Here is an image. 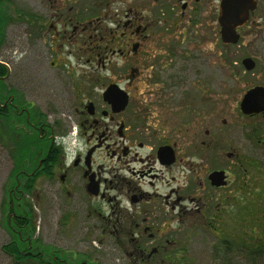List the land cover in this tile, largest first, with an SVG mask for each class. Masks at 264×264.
<instances>
[{"label":"flooded vegetation","instance_id":"flooded-vegetation-1","mask_svg":"<svg viewBox=\"0 0 264 264\" xmlns=\"http://www.w3.org/2000/svg\"><path fill=\"white\" fill-rule=\"evenodd\" d=\"M152 1L151 14L116 10L110 31L98 26L102 20L94 21L96 27L92 20L75 25L64 14L56 15L63 25H72V32L37 30L58 53L69 45L87 46L92 54L83 62L91 65V75L83 72L88 78L80 77L68 70L67 97L56 99L61 103L57 113L66 117L62 131L44 120L50 111L31 103L38 121L30 124L40 142L32 171L24 167L17 173L16 191L39 198L55 191L41 188L53 182L58 184L56 193L84 197L91 215H97V239L111 242L126 264H187L182 243L190 240L197 251L192 264L203 256L201 244L221 264H241L247 257L259 264L264 239V0ZM222 3L229 5V17L239 14L242 21L235 42L222 37ZM92 27L94 32L85 35ZM215 51L223 76L216 94ZM114 58L123 66L112 77L119 67ZM51 61L58 66L57 60ZM186 81L190 86L198 83L212 116L217 108L230 117L222 120L223 126H240L250 153L226 150L221 127L216 132L223 137H215V121L185 129L153 127L145 121L152 114L171 113L141 109L142 95L145 102L159 100L163 108L169 107ZM140 82L144 91L134 86ZM112 86L126 94L124 109L107 100ZM253 90L254 103L244 110L243 101ZM231 99L236 104L230 109ZM27 110L22 112L29 119ZM248 234L259 242L249 243ZM188 236L193 239L187 241Z\"/></svg>","mask_w":264,"mask_h":264},{"label":"rangeland","instance_id":"rangeland-1","mask_svg":"<svg viewBox=\"0 0 264 264\" xmlns=\"http://www.w3.org/2000/svg\"><path fill=\"white\" fill-rule=\"evenodd\" d=\"M59 2L62 4H59ZM153 3L152 0H2V5L5 8L2 9L3 12L0 14L1 21H4L0 23V63L7 66L8 75L0 79V264H16L2 249L5 244L11 241V236L4 226V200L7 198L8 201H12L11 192L19 184L16 180L18 172L13 176L14 169L17 167L18 157L17 147L15 148L14 146L19 145L14 141L12 142L13 137H11L10 130H8L9 124H12V122L15 125L17 124V117H14L13 114L16 112L18 117H23L24 115L26 117L22 118V124L21 122L18 124L21 126L16 125L17 130L22 129L28 133L32 134L35 132L34 134H36L37 132L32 129L33 127L30 124V122L34 124L38 121L31 113V110L35 109L31 107V103L36 102L42 112L43 110L45 112L46 110L50 111L49 114L51 115L44 120L56 126V132L57 130L62 131L65 126L64 120L66 117L57 112L61 109V103L58 102L67 97V90L69 84H71L67 76L68 70L74 74L79 73L80 77L84 75L85 78H88L83 72L91 75V65H85L83 62H86L85 58L92 54L88 50H85L87 46L79 45L71 47L69 45L62 52L58 53V49L55 50V48L50 46L51 43L48 42L49 37H40L37 30L53 29L72 32V28L70 27L72 25H63V21H60L58 15H56L64 14L65 17L71 18L75 25H78L77 23L81 25L87 24L88 21L92 20L94 22L96 19L97 21L102 20V23L98 22V26L103 31H110L115 28L112 16L116 10L123 11L133 8L139 13L147 15L153 12ZM53 7H57V9ZM24 14L32 15L33 21L29 23L27 18L23 17ZM94 25L96 27V23ZM93 32L92 27V30L85 35L88 36ZM80 47L84 49L80 50ZM212 54L213 61H215L212 62L213 66H216L214 70V93L216 94L217 87H219L217 84L221 82L223 76L222 71L217 69L220 60L215 57L216 51ZM51 60H57L58 66L53 67ZM113 61L119 67L114 71L112 77L117 76L115 72L121 74L122 71H119L122 68L121 60L114 58ZM66 64H69L70 69L66 67L68 66ZM184 65L183 71L187 69V65ZM203 70L208 72L206 66ZM107 73V77H111L108 71ZM140 77L142 78V76ZM187 82L181 85V95L169 101V107L163 108V104L158 102L159 100L149 101L150 99H148L145 102L142 95V101H140L141 109L144 108L148 111L168 110L167 114L171 113L164 116H154L152 114L146 116L145 121L153 127H162L161 125H163V127L177 126L183 129L194 128L197 125L207 127V125L215 121L216 128L214 127V131H218L217 127H221V132L225 134V140L222 139V141L225 143L224 147L226 150L238 151L244 154L250 153L249 149H245L247 147L245 145L247 144L243 140L240 126L235 122L223 126L222 120L230 117L223 114L222 111L217 113V108L212 116L209 113L210 108L207 101L201 100L203 93L200 91V87H197L198 83L195 86H190L187 85ZM134 86H139L143 91L145 89V85L142 82ZM233 86L235 85L232 81L231 87ZM138 95L141 94L138 93ZM72 97H74L73 94ZM217 103L218 101L214 98V107ZM229 104L231 109L236 102L231 99ZM21 106L30 112L29 119L27 113H21ZM6 109L12 112L9 115L12 118L11 121L4 117L8 115L4 112ZM1 115L3 116L1 117ZM24 121H26L25 124H23ZM218 132L215 133V137L222 138L223 136ZM55 134L60 135L62 133L58 132ZM70 147L71 149L74 147L73 141H71ZM186 147L184 145V148ZM28 165L31 166L32 162ZM31 167L26 166L25 168L31 172ZM21 168L24 169V166L22 165ZM261 177L264 182V176ZM23 180L24 178L21 182ZM57 185V183L53 182L45 183V187L41 188L54 189L55 191L44 192L39 198H36L34 195L32 196L30 193L21 195L32 208L30 209L32 210L34 225L36 227L33 239H38L39 243H41L36 246L38 252L45 259L49 258L54 261L55 257L62 264H95V262L97 264H126L124 257L121 256L118 250H115L111 242L100 243L99 239H97V230L94 226L97 215L94 212L91 215V209L87 207L89 206V201L86 202V199L82 196L69 198L62 191V193H56L58 189ZM263 232L261 233L263 234ZM248 235L247 239L249 243L253 244L254 241L259 242L254 238V234ZM183 236L185 238L186 235ZM189 239H193L192 236H188L187 241ZM190 241L188 244L184 241L182 243V246L187 248L183 252V256H187L188 258L187 264H192L191 258L197 253L194 250V244H192L194 241ZM262 242L263 250L261 251L263 255L259 264H264V239ZM198 248L200 253L202 251L200 255H203L201 260L198 261L199 264H221L210 258V251L207 245L201 244ZM198 263L196 259L195 264ZM241 264L252 263L247 257L245 262Z\"/></svg>","mask_w":264,"mask_h":264},{"label":"trees","instance_id":"trees-1","mask_svg":"<svg viewBox=\"0 0 264 264\" xmlns=\"http://www.w3.org/2000/svg\"><path fill=\"white\" fill-rule=\"evenodd\" d=\"M5 7L2 5V0H0V14L3 12L2 9ZM27 21L31 23L33 21V16L29 14H24ZM4 22L1 21L0 23ZM8 75V68L3 63H0V79L2 77H6ZM5 98V95H4ZM3 98V99H4ZM21 106V112L23 111ZM5 115L4 117L11 121L12 118L9 115L12 113L11 110H4ZM11 112V113H10ZM24 113V112H23ZM14 117H17V126L25 117H18L17 113L13 114ZM3 115H1L2 117ZM23 118V119H22ZM26 118V117H25ZM45 119V118H44ZM26 121L23 122L25 124ZM13 122L12 124L8 125V130H10V134L12 138V142L18 143L19 146H14L16 148L17 153V170L14 169L13 176H15L16 172L22 169V165L24 167L29 166L28 164H33L35 160L34 151L35 145L40 142L38 139V134L28 133L22 129L17 130L16 126ZM13 126V127H12ZM12 127V128H11ZM14 145V144H13ZM19 147V148H18ZM26 160V161H25ZM28 163V164H26ZM31 167V166H30ZM12 201H8L7 198L4 200V212H5V228L7 232L11 236V241L5 244L2 249L3 251L12 258V260L18 264H62L59 263L58 259L54 257L53 259H45L44 256L38 252L36 246L41 244L39 243L38 239H33L35 234V225H34V218L32 216V208L31 205L25 201L24 197L18 194L16 189L12 190ZM17 204V205H16ZM21 207V208H20ZM31 208V209H30ZM49 252V250H48ZM46 255V253H44ZM55 256V255H54Z\"/></svg>","mask_w":264,"mask_h":264},{"label":"water","instance_id":"water-1","mask_svg":"<svg viewBox=\"0 0 264 264\" xmlns=\"http://www.w3.org/2000/svg\"><path fill=\"white\" fill-rule=\"evenodd\" d=\"M228 6L224 5V3H222V11H221V16L219 18V23L221 25L222 28V37L225 41H230V42H235V40H237V35L235 32L236 27L239 24H242V21L238 18V15H235L234 17H229L228 15ZM123 93V95H122ZM256 91L253 90L251 92L248 93V95L246 96V98L243 101V109L245 110V105H249L250 103H254L253 100V96H255ZM108 99L110 102H112V104L118 106L117 110H121L124 109L127 103V98H126V94H124V92H122L121 90L117 89V87L112 86L109 88L108 90ZM124 96V97H123ZM111 98V100H110ZM166 151V150H165ZM160 154H162L164 157H166V154L164 152V150H162L160 152Z\"/></svg>","mask_w":264,"mask_h":264}]
</instances>
